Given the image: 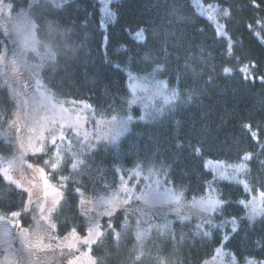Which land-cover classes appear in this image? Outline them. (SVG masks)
<instances>
[{
    "label": "trees",
    "instance_id": "obj_1",
    "mask_svg": "<svg viewBox=\"0 0 264 264\" xmlns=\"http://www.w3.org/2000/svg\"><path fill=\"white\" fill-rule=\"evenodd\" d=\"M0 1L12 11L26 10L49 32L64 26L74 30L70 38L74 50L61 59L60 71L40 73L55 100L83 101L100 119H138L140 109L130 104L128 74L163 82L175 93L162 109L132 122L115 144L93 145L76 169L70 152L79 150L81 139L72 130L64 133L65 151L56 169L51 167L52 146L25 157L42 167L60 193L52 213L56 237L86 234L94 219L81 214L79 200L114 188L118 170L155 168L186 201L205 194L213 175L204 162L216 160L240 166L248 191L264 194V82L259 80L264 77V30L259 23L264 20V0H202L227 7L223 26L230 44L195 12L190 0L117 1L105 44L94 0H69L60 6L37 0L30 7V0ZM41 42L37 39L38 45ZM15 110L14 99L0 85V127L12 121ZM12 153V145L0 140V155ZM215 185L223 204L207 217V223L215 226L208 234H194L195 218L182 223V212L162 216L158 208L130 202L98 220L101 234L91 247L93 263L201 264L212 257L227 233L224 248L238 263L263 261L264 214L247 218L243 201L250 194L241 185ZM27 200L25 191L0 175V215L17 213L20 226L30 229L36 215L26 206ZM147 213H153L147 220L150 229L139 239L136 226L144 224L136 216ZM230 220L235 221L234 231L225 227Z\"/></svg>",
    "mask_w": 264,
    "mask_h": 264
},
{
    "label": "rangeland",
    "instance_id": "obj_2",
    "mask_svg": "<svg viewBox=\"0 0 264 264\" xmlns=\"http://www.w3.org/2000/svg\"><path fill=\"white\" fill-rule=\"evenodd\" d=\"M37 0H30L29 7ZM60 6L69 0H48ZM99 7L100 28L104 32V44L108 26L114 21L112 5L119 0H94ZM195 12L208 19L218 36H226L224 18L228 14L226 6L203 3L202 0H190ZM4 2L0 1V5ZM2 10V9H0ZM17 12V11H13ZM31 21L26 10L20 13L16 20L11 21V28L18 30L21 38L33 48L37 47V39L31 30ZM264 30V20L259 22ZM141 33H137L139 38ZM0 50L12 51L9 38L1 35ZM260 36V34H258ZM230 49V47H229ZM16 65L0 69V85L12 96L16 110L12 121L5 127H0V140L13 147V153L0 155V175L15 188L25 191L28 195L26 206L32 208L36 218L30 229L20 226L17 213L0 215V264H94L91 247L98 241L101 230L98 220L109 216L117 208L127 203L140 202L148 208H158L159 215L168 216L182 212L179 220L182 223L191 221L194 217V234H208L215 228L207 223V217L222 206L215 183L232 182L241 185L248 191L241 177L240 166H228L222 161L209 160L204 166L212 173L205 194L192 200H181L179 193L167 182L163 173L151 167H137L118 170L116 186L95 198H80L79 209L83 216L92 215L91 223L85 235L70 233L63 238L56 237L52 223V213L60 201L59 191L46 179L42 167L26 161V156L36 155L52 146V162L61 160L62 150L65 151L64 133L72 130L81 139L77 151H71L70 157L74 169L77 168L84 155L93 145L100 142L115 144L128 131L134 121H143L152 113L169 104L175 97L174 91L160 81H149L128 74V89L130 104L140 109V117L98 118L90 111L83 101L60 102L53 98L40 78V71L21 77L16 72ZM245 72V69H242ZM7 80V83H5ZM264 82V77L260 78ZM55 142V147L53 143ZM243 201L247 218L255 220L264 214V194H252ZM157 215V213H155ZM153 213L146 216L138 215L137 222L144 226H136L139 239L150 229L147 220ZM171 224V222H169ZM226 228L234 231V220L227 221ZM168 225V224H166ZM161 227V230L163 229ZM230 236L223 235L222 243L214 250L211 258L201 264H241L224 248V241ZM242 264H264V260H246Z\"/></svg>",
    "mask_w": 264,
    "mask_h": 264
},
{
    "label": "clouds",
    "instance_id": "obj_3",
    "mask_svg": "<svg viewBox=\"0 0 264 264\" xmlns=\"http://www.w3.org/2000/svg\"><path fill=\"white\" fill-rule=\"evenodd\" d=\"M0 9V35L9 38L13 46L11 52L0 50V69L16 65V72L21 77L32 75L37 69L41 74L54 75L59 72L61 59L67 58V54L74 50L75 46L70 39L74 30L70 26H64L61 31L49 32L47 25L42 26L32 20L31 30L36 38L42 41L33 48L21 38L18 30L11 28L10 22L16 20L23 9L13 12L7 3L0 5Z\"/></svg>",
    "mask_w": 264,
    "mask_h": 264
},
{
    "label": "snow or ice",
    "instance_id": "obj_4",
    "mask_svg": "<svg viewBox=\"0 0 264 264\" xmlns=\"http://www.w3.org/2000/svg\"><path fill=\"white\" fill-rule=\"evenodd\" d=\"M230 71V69H225V73H228ZM53 143V147H55V142H52ZM37 151H39V152H42L43 151V149L42 148H37ZM245 159L247 160L248 159V157H245ZM49 163V161L48 160H46L45 161V164H48ZM51 167L53 168V169H56L57 167H58V164L57 163H51Z\"/></svg>",
    "mask_w": 264,
    "mask_h": 264
}]
</instances>
